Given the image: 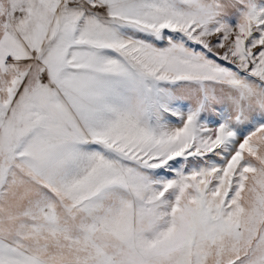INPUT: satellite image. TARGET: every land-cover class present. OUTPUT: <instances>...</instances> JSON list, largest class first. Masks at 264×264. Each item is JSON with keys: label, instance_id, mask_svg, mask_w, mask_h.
<instances>
[{"label": "snow or ice", "instance_id": "obj_1", "mask_svg": "<svg viewBox=\"0 0 264 264\" xmlns=\"http://www.w3.org/2000/svg\"><path fill=\"white\" fill-rule=\"evenodd\" d=\"M0 264H264V0H0Z\"/></svg>", "mask_w": 264, "mask_h": 264}]
</instances>
